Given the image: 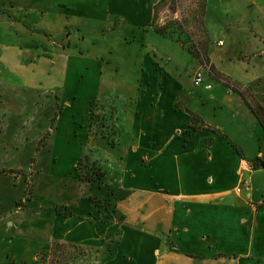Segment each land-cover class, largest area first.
<instances>
[{
    "label": "crops",
    "instance_id": "0c3cea01",
    "mask_svg": "<svg viewBox=\"0 0 264 264\" xmlns=\"http://www.w3.org/2000/svg\"><path fill=\"white\" fill-rule=\"evenodd\" d=\"M160 1L106 0L115 20L140 18L149 25ZM232 1L226 28L235 32L229 34L245 35L251 46L256 39L261 41L264 0ZM70 3L0 0L4 40L0 42V97L20 96L25 86L41 89L45 74L51 80L43 90L59 84L61 45L56 37L68 33L80 39L77 32L83 21ZM211 3L206 0V17ZM247 18L251 23L244 26ZM107 48L109 67L102 64L107 75L98 80V93H91L88 100L101 103L103 113L98 115L104 122L99 119L100 126L109 129L112 123L119 141L113 138L116 144L108 146L109 138L105 133L99 138L98 124L91 121L81 131L72 126L61 132L55 126L47 147L39 149L33 163L12 165L4 159L0 163L1 251L7 246L24 249L36 260L47 246L62 242L97 250L102 264H264V125L254 109L264 110V72L252 71V66L258 68L251 62L254 53L247 52L238 61L230 57V62L246 63L242 84L231 77L250 89L248 96L229 79L210 73L214 65L230 77L217 65L210 46L207 74L230 85L229 93L206 74L203 84H195V73L205 69L196 55L195 85L190 89L146 51L143 76L121 80L119 67L112 62L114 51ZM259 53L263 57L264 48ZM207 83L211 89L205 87ZM129 84L136 86V94L132 90L123 97L124 85ZM124 99L134 100L132 111L121 112L116 100ZM191 114L201 118L203 127H192ZM58 133L68 136L66 148L52 138ZM123 134L127 135L121 141ZM102 138L108 143L100 142ZM29 141L21 143L27 147ZM113 148L121 154L114 156ZM86 157L97 162L102 177H82L79 165ZM245 161L252 168L244 169ZM244 179L249 186L238 191ZM58 206L70 208L73 215H60ZM0 264H6L1 256Z\"/></svg>",
    "mask_w": 264,
    "mask_h": 264
},
{
    "label": "rangeland",
    "instance_id": "374dc122",
    "mask_svg": "<svg viewBox=\"0 0 264 264\" xmlns=\"http://www.w3.org/2000/svg\"><path fill=\"white\" fill-rule=\"evenodd\" d=\"M69 1H71L69 7L74 8L73 12L80 16L83 21L78 27L81 30L77 32L80 33V39L76 40V37L69 36L68 33L66 36L56 37L61 45L59 84L54 85V87L49 86L50 90H43L47 85L46 81L51 80V77L45 74L41 89H32L25 86L21 90L20 96L11 93L8 96L0 97V163L4 159L5 162L12 165L17 161L27 160L29 163H33V159L38 157L37 152L39 149L47 147L45 143L49 137V132L55 126H59L61 132H63V129L72 126L81 131L82 126L83 128L89 126L91 121L93 124H98L95 125L97 127L95 132L99 134V138L102 137V133H105L109 138L108 146L112 147L116 144V140L113 138L119 141L120 135L119 133L115 135L112 123H109L111 125L109 129H103L100 126L99 119H101L100 122H104L100 113L98 115V112L103 113L101 103L92 100L95 98L88 100L91 93H98V80L107 75L102 68V64L105 68L109 67L105 64L110 61L107 47L114 51L115 56L112 62L118 65V76L124 81L136 80L143 76L141 64L144 59L143 54L146 51L150 56L161 61L162 65L178 78L186 89H190L195 85L192 64L195 65L199 57L205 69L198 72H201L204 77L206 74L214 85L222 86L224 92L229 93L230 85L222 83L219 78L207 74L211 62L208 51L209 46L212 49L210 54L215 58L217 65L230 77L219 73L214 65L210 66V73L229 79L248 96L252 94L250 89L238 83L242 84L244 82V66H246V63L230 62V57H233L232 59L237 58L238 61V58L245 56L247 52L254 53L255 56L250 54V57H252L251 62H254L255 65L258 64V68L252 66V71H257L258 75L264 72V67H262L264 56L258 57L260 49L264 48V19L261 20L259 26L263 39L261 41L256 39L252 46L246 42L245 35L242 34L241 37L230 35L229 33L235 32L227 31L226 28L229 15H231L227 11V7L232 5V0H211L210 12L207 17L206 11L204 14L200 13L201 0H177L178 7L175 11L170 8V0L167 4L162 3L158 7L156 24L158 26L172 25L171 28H173L178 22L183 23L191 38L183 36L182 39L188 43L187 45L192 50L196 51L197 58L185 44L169 35H162L152 23L149 25L147 21L140 18L134 21L115 20L108 13L106 0H93V2L92 0ZM77 2L80 4L86 2V4L79 5ZM216 5L218 6L215 8ZM80 9L88 10L87 14L85 15ZM248 14L252 15L250 11ZM72 23L76 25L77 22L73 21ZM250 23L247 18L244 26H249ZM70 26L73 27V24H70ZM1 41H4L3 38H0ZM154 73L158 77L162 76L158 70H155ZM197 74L196 72L195 76ZM40 75L38 78L42 77ZM231 76L238 82H235ZM124 86L123 97L127 96L132 90L133 95L136 94V86L133 84ZM116 103L120 105L121 112H123L124 110L132 111L135 102L134 100L124 99L116 100ZM71 104H73V107L69 108ZM74 108L80 112H73ZM87 109L90 110V113L88 112L86 115L84 110ZM92 109H95L94 112H92ZM4 110L6 111L4 112ZM111 115L109 111L107 117L109 121ZM60 116L61 119L58 120L57 118ZM58 134L59 136L55 138L52 136V138L66 148L68 136L65 133ZM126 135H122L121 141ZM38 136L41 137L38 141H35ZM3 138H7L10 142L2 141ZM29 140H32V145L28 143V146L24 147L21 142H30ZM99 140L100 142L105 140L108 143L106 138ZM110 150V152H114V156L121 154L119 148ZM67 166L71 168V165H65L64 167L67 168ZM54 169L58 170L59 166L55 165ZM79 172L85 179L102 177L101 169L98 167L97 162L91 160V157L81 160ZM28 193L30 194V190ZM50 247H47L36 260H34L33 254L27 250L13 249L8 246L7 250L1 251L0 249V256L6 264H102V258L95 249L80 247L76 250L69 245L62 247L51 245Z\"/></svg>",
    "mask_w": 264,
    "mask_h": 264
},
{
    "label": "trees",
    "instance_id": "16d2710c",
    "mask_svg": "<svg viewBox=\"0 0 264 264\" xmlns=\"http://www.w3.org/2000/svg\"><path fill=\"white\" fill-rule=\"evenodd\" d=\"M169 2H170V8L173 11H175L177 9V7H178V1L177 0H170ZM162 3L167 4L168 0H161L158 3L156 9H158L160 4H162ZM205 11H206V0H201L200 1V13L204 14ZM156 16H157V11H156L155 19H154V22H153V26L155 27V29L159 33H161L162 35H169L170 37H173V38L177 39V41L182 42L183 44H185L188 47L189 51H191L194 55H196V51L192 50V48L187 45L188 43H186V41H184L182 39L183 36L186 37V38H191V35L187 31V29H185L183 23L178 22V24L176 26H173V28H171L172 25H169V26L168 25H166V26H158L156 24ZM242 93H244V92H242ZM254 109L257 112V114H259V117L262 120L263 125H264V110L261 109V108H254ZM191 115H192V127L194 129H198V128L203 127L204 123L202 122V120H200L201 118L199 116H197L196 114H191ZM88 179L92 180L91 178H88ZM57 211H58V213L60 215H63V216L73 215V211L70 208L65 207V206H58L57 207ZM66 245H69L70 247H73L76 250L79 249L80 247H82L80 245L62 243V242H54L52 244L53 247L54 246L62 247V246H66ZM50 246H47V247L51 248Z\"/></svg>",
    "mask_w": 264,
    "mask_h": 264
},
{
    "label": "built area",
    "instance_id": "2783aa9c",
    "mask_svg": "<svg viewBox=\"0 0 264 264\" xmlns=\"http://www.w3.org/2000/svg\"><path fill=\"white\" fill-rule=\"evenodd\" d=\"M223 44V42H221ZM198 74L195 76V84L196 85H201L204 83V76L202 75L201 72H197ZM205 87L207 89H211L212 88V84L210 83H207L205 85ZM249 168H252V165L250 164V162L248 161H245L244 162V169H249ZM249 186V182L248 180L244 179L243 182L241 183V185L239 186V188H237L238 191H241V189L243 187H248Z\"/></svg>",
    "mask_w": 264,
    "mask_h": 264
}]
</instances>
